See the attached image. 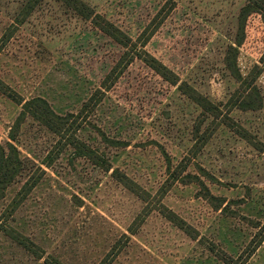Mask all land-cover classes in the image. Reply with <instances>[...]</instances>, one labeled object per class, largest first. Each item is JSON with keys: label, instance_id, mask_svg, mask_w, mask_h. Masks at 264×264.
I'll return each mask as SVG.
<instances>
[{"label": "rangeland", "instance_id": "374dc122", "mask_svg": "<svg viewBox=\"0 0 264 264\" xmlns=\"http://www.w3.org/2000/svg\"><path fill=\"white\" fill-rule=\"evenodd\" d=\"M84 1L129 35L130 46L59 0H0V80L15 97L41 96L59 114L77 113L116 68L110 90L77 133L96 151L95 160L72 146L57 156L58 135L32 117L11 140L22 107L0 90V145L14 143L23 159L45 170L22 201V186L40 172L28 168L0 193V264H225L227 256L264 264L262 17L249 16L237 46L247 0ZM231 45L243 75L262 67L257 110L233 107L239 85L225 63ZM136 51L172 69L180 83L218 105L220 116L206 115L143 60L128 64ZM105 160L110 171L101 166ZM116 169L149 192L146 200L118 181ZM208 190L224 199L220 208L205 198Z\"/></svg>", "mask_w": 264, "mask_h": 264}, {"label": "trees", "instance_id": "16d2710c", "mask_svg": "<svg viewBox=\"0 0 264 264\" xmlns=\"http://www.w3.org/2000/svg\"><path fill=\"white\" fill-rule=\"evenodd\" d=\"M32 1L35 3L39 2V0H29V2ZM59 1L66 4L82 18L91 20V22L96 27L115 39L122 46L129 47L130 43L133 42V39L129 35L123 32L118 26L109 21L107 18L99 13H96V11L84 0ZM33 8L34 5L28 7L26 16L30 14ZM254 13L259 14L262 17V21L264 23V0H247L246 4L241 8L239 14V24L242 36L239 39H236L235 42L237 46L243 43L245 37L246 21L249 16ZM23 20H25V17ZM153 34L154 32L147 34V37L142 46H145L146 42ZM237 57L238 48L234 45L229 46V49L227 50V56L225 58V63L231 75L239 85L231 98V100L235 102V105H233V107H237L241 110H257L263 104V97L256 83L258 77L261 74L262 67L256 65L247 75H243L238 66ZM136 58L143 60L149 67L154 69L169 83L173 85H179V89L196 104H198L206 113V115H210L215 118H218L220 116L222 109L218 105H216L208 97L197 91L187 82L180 83L179 76L157 58L150 55L149 53L143 54L141 52H137L128 60L127 63H131ZM261 60H263L262 63L264 65V57ZM115 69L116 68H113V70L109 75H107L100 87L96 89L94 93L88 98V100L83 103L82 107L77 113L68 112L67 114L57 113L51 106L49 101L41 96L34 97L29 100L15 97L8 91L11 89H9V87L5 85L2 80H0V90L3 93L7 94L11 99H13L22 107L21 112L17 117L10 133L11 140L14 141L16 139V132L24 123V121L28 117H32L42 125L46 126L56 135H58V145L60 146V149L57 153V156L61 154L67 147L72 146L81 156H85L91 160H95L94 158H96V151L92 149L87 143L78 138L77 133L85 124L87 115L96 110V108L105 98L107 91L110 90L111 84L114 82V79L111 82L110 78L115 72ZM228 122L229 121L226 119L224 124L231 127L232 125H228ZM236 132L243 138H248L246 132L243 129H236ZM104 138L108 142L109 139L105 134ZM112 142L118 144V146L124 145L120 141ZM29 164H31V166H29ZM50 164L51 162L47 163V166H50ZM101 166H103V169L107 171H110L112 168L110 161L107 160H105L103 165ZM28 168H30L31 170L33 169L36 172H40V175L38 176V178L36 177L34 181H32V183L30 182V179L24 183L20 192L21 201L26 198L32 188H34V186H36L38 182H40L43 174L45 173V170L41 165H37L34 162L29 163V161L23 159L20 156V151L14 143L7 142L5 145H0V193H3L14 182L16 176L28 170ZM113 174L118 179V181H120L124 186H126L137 195L141 196L142 199L146 200V196L144 195L146 193L147 196H149V192L142 191L143 189H141V187L136 182L131 180L126 174L121 173L118 169L114 170ZM202 185L205 189H207L205 184L202 183ZM207 192L208 194L205 195V198L209 199V202H211V204H213L215 208H220L224 204V199L212 195L209 190ZM215 199L218 200V204L214 203ZM164 210L161 213H163L170 221H172L179 228L186 231L192 238H197L196 235H194L191 231L192 227L188 225L183 218L167 208H164ZM4 231L7 232L6 234L8 236H10L20 245L24 246L27 250H34L31 247L30 243L27 241V238L21 235L15 229L9 230L5 228ZM252 250L253 251H251V253L254 252V249ZM33 252L36 253L35 251ZM38 256L40 255L38 254ZM225 256H227V254ZM223 260L225 264H245V260H247V258L243 260L242 256H239L236 259L227 256L223 257Z\"/></svg>", "mask_w": 264, "mask_h": 264}]
</instances>
